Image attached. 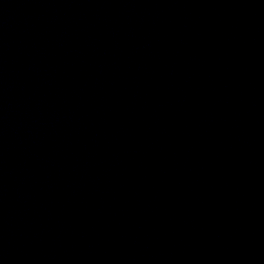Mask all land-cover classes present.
I'll use <instances>...</instances> for the list:
<instances>
[{"label":"water","instance_id":"obj_1","mask_svg":"<svg viewBox=\"0 0 264 264\" xmlns=\"http://www.w3.org/2000/svg\"><path fill=\"white\" fill-rule=\"evenodd\" d=\"M0 264H264V0H0Z\"/></svg>","mask_w":264,"mask_h":264}]
</instances>
